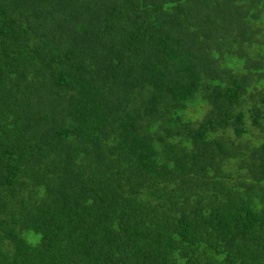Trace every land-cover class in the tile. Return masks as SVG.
Instances as JSON below:
<instances>
[{"label":"trees","instance_id":"obj_1","mask_svg":"<svg viewBox=\"0 0 264 264\" xmlns=\"http://www.w3.org/2000/svg\"><path fill=\"white\" fill-rule=\"evenodd\" d=\"M0 264H264V0H0Z\"/></svg>","mask_w":264,"mask_h":264}]
</instances>
